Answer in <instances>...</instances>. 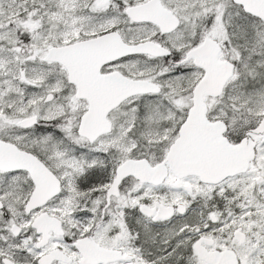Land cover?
Wrapping results in <instances>:
<instances>
[{"label":"snow or ice","instance_id":"1","mask_svg":"<svg viewBox=\"0 0 264 264\" xmlns=\"http://www.w3.org/2000/svg\"><path fill=\"white\" fill-rule=\"evenodd\" d=\"M0 264H264V0H0Z\"/></svg>","mask_w":264,"mask_h":264}]
</instances>
